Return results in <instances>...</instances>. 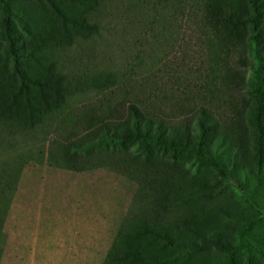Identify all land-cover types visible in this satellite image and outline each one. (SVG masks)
Returning <instances> with one entry per match:
<instances>
[{"label":"rangeland","instance_id":"1","mask_svg":"<svg viewBox=\"0 0 264 264\" xmlns=\"http://www.w3.org/2000/svg\"><path fill=\"white\" fill-rule=\"evenodd\" d=\"M205 1L105 0L93 13L78 0H9L25 72L42 83L28 93L17 91L0 1V263L6 230L38 225L40 191L52 189L62 228L79 233L72 264H264L250 30L222 26L219 37ZM58 9L97 26L66 30ZM131 105L154 113L145 122L159 142L133 137ZM126 215H147L154 240L117 239Z\"/></svg>","mask_w":264,"mask_h":264},{"label":"trees","instance_id":"2","mask_svg":"<svg viewBox=\"0 0 264 264\" xmlns=\"http://www.w3.org/2000/svg\"><path fill=\"white\" fill-rule=\"evenodd\" d=\"M3 4V26H4V38L9 44V50L11 51V56L14 61V72L19 79V90L29 92L32 86L37 88H42V83L38 79L31 78L25 72L22 58L24 56L23 47L25 45L22 40V36L20 32H18L16 28V19L12 10V6L9 0H0ZM83 6H91L93 7V13L97 12V6L101 5L105 0H78ZM59 19L61 20L62 25L67 30L69 28L77 30L90 26H97L92 23L93 14L89 19H92L91 22L88 21V17L85 15L84 17L75 18L66 14L64 11L57 10ZM202 18L205 24L210 25L212 28L216 30L220 37V29L222 26H231L233 29H239L248 27L250 33L247 37V41L250 47L249 54L252 53L253 59L256 64L253 68V73L250 79L251 85V95L254 100H256V109L253 113V121L257 130V140L258 146L260 149L263 148L264 144V127L262 115L264 113V89L263 83L261 81V77L263 75V67L264 60L262 58L264 51V0H244L243 7L237 1H229V2H218L217 0H206L202 10ZM223 38L224 43L230 46L228 40ZM30 55V54H29ZM228 57H231V52H228ZM57 94V93H56ZM17 95V94H15ZM25 97H28L25 95ZM15 104L18 103L17 96L15 97ZM27 103L30 107L32 106L31 99L27 98ZM206 110V109H205ZM130 111L137 117L141 122V128L134 133V138L137 141H140L145 144H150L154 142H159L157 138L152 136L151 126L145 122V119L154 120V113L146 111L137 105H131ZM207 111V110H206ZM209 112V111H208ZM157 116V115H156ZM204 118L200 120V127L203 128ZM121 122V121H120ZM119 123V122H117ZM91 124V123H90ZM116 124V123H115ZM109 125L107 126L108 129ZM122 143V142H121ZM191 149L195 153V155L204 161H208L216 166L220 171H223L221 168V164L211 157L208 154H205L201 149V146H191ZM97 164H91L86 166H81L80 164H76L74 167H69L76 171H84L85 169H93L96 168ZM64 167V166H59ZM118 172V171H117ZM122 172V171H119ZM134 178V177H132ZM135 179V178H134ZM128 216L126 215L123 223L121 224L117 239L121 236L132 237V236H140L142 234L150 235L151 238L148 242L147 238L144 239L143 242L150 243L154 240V223L147 219V215L145 217H139L135 222L129 224ZM153 233V235H151Z\"/></svg>","mask_w":264,"mask_h":264},{"label":"crops","instance_id":"3","mask_svg":"<svg viewBox=\"0 0 264 264\" xmlns=\"http://www.w3.org/2000/svg\"><path fill=\"white\" fill-rule=\"evenodd\" d=\"M40 195L43 197L41 205H43L45 215L34 227L6 230L4 259L0 264H63L64 262L72 264L74 262L72 253L79 251V233L62 228H66L65 218L58 214L60 198L58 199L55 191L47 189L44 192L42 190ZM31 205L29 211L33 210ZM83 236L88 237L85 234Z\"/></svg>","mask_w":264,"mask_h":264}]
</instances>
